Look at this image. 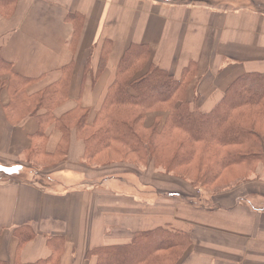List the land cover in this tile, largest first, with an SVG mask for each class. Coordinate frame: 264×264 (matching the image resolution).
Returning <instances> with one entry per match:
<instances>
[{"label":"crops","instance_id":"0c3cea01","mask_svg":"<svg viewBox=\"0 0 264 264\" xmlns=\"http://www.w3.org/2000/svg\"><path fill=\"white\" fill-rule=\"evenodd\" d=\"M133 46L175 79L190 66L185 99L208 113L237 78L264 75V7L0 0V264H97L96 250L156 229L186 237L171 264H264V145L243 165L252 177L209 193L149 162L88 154L82 133ZM80 113L77 129L66 118Z\"/></svg>","mask_w":264,"mask_h":264},{"label":"trees","instance_id":"16d2710c","mask_svg":"<svg viewBox=\"0 0 264 264\" xmlns=\"http://www.w3.org/2000/svg\"><path fill=\"white\" fill-rule=\"evenodd\" d=\"M148 57L145 47L133 46L121 58L115 80L107 92L105 106L88 126L89 129L82 133L88 154L105 148L114 138L134 151L133 154L143 151L145 163L151 162L166 173L175 168H188L190 170L184 171L188 175L191 167L193 171L196 169L195 181L205 185L219 182V170L236 165L250 166L260 160L264 133L258 125L264 120L259 116L258 108L264 106V75L245 74L237 78L215 107L208 113H202L194 107L190 109L184 96L191 67L188 66L180 78L175 79L158 66L148 65ZM3 67L6 65L0 59V71ZM109 100L110 110L113 109L111 115ZM148 112L165 113L163 126L168 124L170 130L180 133L174 138L175 148L162 163L157 153L161 146L157 148L155 145V137L162 132L158 130V123L148 128L152 130L149 137L141 136L135 129L137 125L141 126L140 121ZM84 117L85 114L80 113L66 120L74 119L79 129ZM63 125L68 128L69 123L66 121ZM95 126L97 130L91 131ZM210 147L231 151L217 159L215 149L207 150ZM104 159L113 161L111 155ZM185 238L166 229L138 233L130 245L96 250L97 264H171L175 259L174 250L185 245Z\"/></svg>","mask_w":264,"mask_h":264},{"label":"rangeland","instance_id":"374dc122","mask_svg":"<svg viewBox=\"0 0 264 264\" xmlns=\"http://www.w3.org/2000/svg\"><path fill=\"white\" fill-rule=\"evenodd\" d=\"M193 2H201L204 3L210 7L213 8H224V7H228L230 6L231 8H245V7H256V8H263L264 7V0H193ZM233 5V6H232ZM110 105L111 102L109 100L108 102V109H109V114H113V109L110 110ZM259 110V116L262 118V120H264V106H260L258 108ZM134 112L139 115V112L134 110ZM165 115V113H163ZM235 116V114H234ZM250 117V116H249ZM161 120V119H160ZM158 120L156 121L157 126H158V130H162L161 134L157 137H155L156 139V144L157 148L158 146L159 149H157V153L158 156L160 157V162H164L165 157H168L170 152L172 153V149L175 148L176 144L174 140L175 137L180 136V133L175 131V130H170L169 125H165L163 126V120ZM261 119H259V121H262ZM160 121V122H159ZM165 121V120H164ZM251 121L253 123L256 124V121L254 120V118L251 117ZM261 125H258V128L261 129V131H263V127H264V122H261ZM136 131L138 132V134H140L141 136L144 137H149L150 133L152 132V130H148L146 128L142 129L140 125H137V127L135 128ZM97 130V126H95V128L91 131L95 132ZM147 130V131H146ZM257 130V128H256ZM123 143L117 140H114V138L110 139V141L106 144V147L103 149H99L97 151H95V156L97 155V157L104 155V154H108L107 156L111 155V158H113V161H125L122 163H127V164H131L132 163H138V164H142L144 165L146 162V158H144V153L143 151H139V153L137 152L136 154H133L134 151L128 150L126 147H124L122 145ZM170 144H172L170 146ZM211 149H215L216 153V158L219 159L220 157H223V155L227 152H230L231 149H224V148H214V147H210L207 150H211ZM90 157V156H89ZM94 157V156H91ZM139 157V158H138ZM143 157V158H142ZM88 159H92V158H88ZM159 160V159H158ZM213 161L216 160L215 157L213 156ZM48 164L53 163L52 161H47ZM46 162V163H47ZM149 164L151 165V162H149ZM35 165V163H34ZM202 166V165H201ZM127 167V170L132 169L133 167L131 166H125ZM240 167V168H239ZM38 168H44V166H40ZM160 169L162 171L165 172L164 169H162L160 167ZM174 169V168H173ZM135 170V167L133 169V171ZM190 170L188 168H180L177 169L175 168L173 171H171V173L175 174L176 176H179L182 179H187L188 181H190V183L193 184V186L195 188H198L199 190H202L206 193L211 192V190L217 191L220 190L222 188H228L231 187L232 185L246 180L250 177H252V174H250L247 170V168H245V166H238V167H229L226 170H219L217 172H219L218 174H220L219 179H217L219 182L215 183L213 182L212 184H201L200 182H196L195 181V177L197 176V170L195 169L193 171V168L191 167V174L185 175L186 173H184V171ZM166 173V172H165ZM169 174V173H168ZM185 175V176H184ZM11 176V175H10ZM221 179V180H220ZM166 264V263H165Z\"/></svg>","mask_w":264,"mask_h":264}]
</instances>
